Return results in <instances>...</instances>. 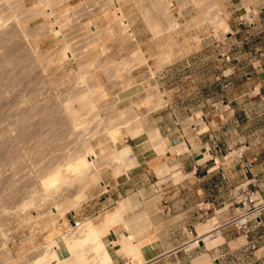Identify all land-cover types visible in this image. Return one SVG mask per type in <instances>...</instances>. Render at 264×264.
<instances>
[{
	"label": "rangeland",
	"instance_id": "374dc122",
	"mask_svg": "<svg viewBox=\"0 0 264 264\" xmlns=\"http://www.w3.org/2000/svg\"><path fill=\"white\" fill-rule=\"evenodd\" d=\"M51 1L49 6L42 3L43 0L0 1V23L9 18L5 24L16 25L18 35L23 37L22 41L17 35L16 42L30 45L33 51H22L20 56L17 54L16 62L10 65L6 61L3 65L8 68L7 72L11 71L7 74L14 73L10 75L14 77L12 81L16 76L20 79L18 76L25 70L32 73L24 83H13L11 88H15L16 101L22 102H18L21 107L30 106L27 109L31 110L32 118L23 116L22 123L26 120L28 123L26 121L22 127L33 126L32 130L30 126L25 130L37 136L27 141L21 137V144L12 145L15 140L7 136L6 130L11 128L10 121H14L11 126L17 122L13 112L16 107L10 104L13 97L9 103L13 108L8 104L2 110L3 113L10 108L15 116L10 114V109L6 113L9 111L13 119L2 117L6 113L2 114L0 107V134L4 135L0 138L9 137L5 143H8L7 149H0L5 162L0 163L3 189L0 188V196L2 201L10 196L14 200L0 203V264H32L50 240L77 230L73 228L74 220L81 219L82 226L107 219L105 216L122 203L117 195L122 193L123 182L132 178L149 181L146 172L140 170L146 165L145 159L139 157L137 151L153 147L162 155L161 163L168 169L173 165L169 160L171 155L188 150L186 143L200 162L213 155L216 169L224 168L227 178L231 176L218 193L219 203L231 204L225 209V217L246 213L250 220L245 227L235 225L223 234L211 236L213 240L207 239L204 245L199 243L201 238H195L184 250L168 256L164 263L264 264V212L263 222L254 219L255 209L264 201V0H165L177 25H168L165 19V24L153 25L148 17L155 18V11L151 10L155 8L154 0ZM117 3L130 21L133 37L119 20ZM145 8L150 9L146 12ZM26 12L31 13L30 17ZM212 15L220 17L227 25L216 24ZM53 22L61 25L59 34L53 31ZM40 25L42 32L35 30ZM84 87L94 90L93 103L89 100L73 102L72 96L85 91ZM68 103L81 116L77 122L81 121L83 126L74 129V135L62 149L57 136L62 126L73 122L69 111L68 116L64 115V110L68 113L64 108ZM43 109L51 111L50 118L43 116ZM158 128L166 136L170 135L172 144L168 157L164 150L167 140L158 147L151 138L152 130ZM206 144L209 146L204 147ZM125 148L133 157L124 166L117 160V151ZM90 149L97 154L93 162L87 155ZM15 160L19 168H15ZM97 163H103L99 175ZM50 167L54 172L57 168L56 174L60 173L62 179L59 176V180ZM51 174L58 179L53 182L55 186L50 180ZM25 178L31 180L29 185ZM5 182L8 186L2 187ZM19 184L23 190L17 189ZM12 189L23 191L24 195L18 197V193L14 199L8 195ZM30 199L33 202L23 208ZM57 205L61 206L60 210L54 209ZM128 209L127 206L123 209L122 220L111 230L125 226L133 232L132 223L139 224L141 229L134 231L141 232L148 225L145 215L129 217ZM176 239L182 240L184 235ZM195 240L198 243L194 244ZM130 260L134 264L132 257ZM72 262L68 264H76ZM127 262L125 258L123 264Z\"/></svg>",
	"mask_w": 264,
	"mask_h": 264
},
{
	"label": "crops",
	"instance_id": "0c3cea01",
	"mask_svg": "<svg viewBox=\"0 0 264 264\" xmlns=\"http://www.w3.org/2000/svg\"><path fill=\"white\" fill-rule=\"evenodd\" d=\"M158 131L162 142L164 139L167 140L164 150L168 157V148L172 144L169 140L170 135L166 136L161 128H158ZM145 143L147 144V141ZM157 146L159 147L158 143ZM186 146L188 150L171 155L169 160L173 165L168 169L163 166L164 162L161 163L162 155L153 147L146 148L144 152L137 151L139 157L145 159L143 163L146 165L140 170L146 172V179L149 181L142 182L132 178L128 182H123L122 193L117 195L122 203L105 217H108L115 227L122 220V211L127 206L129 217L145 215L148 218V225L141 232H135L134 230L141 227L139 224L131 223L130 230L133 232H129L124 226L116 231L111 230L109 235L102 237L113 263L116 261L117 264H123L127 258L131 264L132 257L135 260L134 264H165L168 256L184 250L195 238L209 235L211 241L213 240L211 236L223 234L228 228L235 226L234 222L239 215L226 218L225 209L231 204L218 202V193L226 187L231 176L227 178L224 168L216 169L213 155L200 162L197 156L190 152L187 143ZM206 152L210 154L208 150ZM206 152L204 151L205 155ZM152 162L154 164L149 165ZM102 164L97 163L99 174ZM111 171L116 177L113 169ZM124 187H128L127 190H124ZM206 224H211L212 230L205 234L200 233L202 225ZM180 234L184 235V239L177 240L176 236ZM124 238H131L127 247L122 244Z\"/></svg>",
	"mask_w": 264,
	"mask_h": 264
},
{
	"label": "bare ground",
	"instance_id": "6f19581e",
	"mask_svg": "<svg viewBox=\"0 0 264 264\" xmlns=\"http://www.w3.org/2000/svg\"><path fill=\"white\" fill-rule=\"evenodd\" d=\"M1 1V0H0ZM40 1V0H39ZM51 0H43V2L42 3H44L45 5H50V3L52 2H50ZM95 2V1H94ZM104 2H105V0H104ZM108 2H109V0H108ZM112 2V1H111ZM142 2V1H141ZM198 2H202V0H198ZM18 3V2H17ZM99 3V2H98ZM119 3V2H118ZM118 3L116 4L117 6H118V9L120 10V11H118V14H119V20L123 23V25H124V28H125V26H127L128 27V30L127 31H129V34L133 37L134 35H133V31H132V29L130 28V21H128L127 19H126V17L124 16V14H123V10L121 11V8L119 7V5H118ZM21 4V3H20ZM39 4V3H38ZM52 4H53V2H52ZM100 4H101V2H100ZM120 4V3H119ZM141 4V3H140ZM153 4L155 5V8H153V9H151V10H153V11H155V13H153V15H155V18H153L152 16L150 17H148V19L149 20H151L152 21V23H153V25H161L162 24V22H163V24H165L164 23V21L168 24V25H177V23L175 22V20L172 18V16H171V13H170V10H169V4L167 3V1H165V0H154V2H153ZM201 4V3H200ZM3 5V4H2ZM36 5V4H35ZM40 5V4H39ZM15 6V5H14ZM42 6V5H41ZM121 6V5H120ZM16 7H18L19 8V6L18 5H16ZM32 7H35V6H32ZM122 7H124V6H122ZM141 7V6H140ZM37 9H38V7H36ZM35 8V9H36ZM41 8V7H40ZM142 8H144V6L142 7ZM151 8V7H150ZM150 8H148V9H150ZM5 9V8H4ZM42 9V11H44L43 10V8H41ZM47 9H49V7L47 8ZM81 9V8H80ZM96 9V8H95ZM146 9V8H145ZM148 9H146L145 11L147 12V10ZM203 9V8H202ZM6 10V9H5ZM9 10V9H8ZM30 10V9H29ZM33 10V9H32ZM39 10V9H38ZM51 10V9H50ZM10 12V11H9ZM27 12H29V11H27ZM26 12V13H27ZM30 12H31V10H30ZM34 12V11H33ZM51 12V11H50ZM217 12V11H216ZM15 13V12H14ZM35 13V12H34ZM52 13V12H51ZM149 13H150V11H149ZM218 13V12H217ZM23 14V13H22ZM31 14V13H30ZM30 14H26V15H28V17H30L29 15ZM50 14V13H49ZM142 14V13H141ZM11 15V14H10ZM14 15V14H13ZM36 15V14H35ZM53 15V14H52ZM78 15V14H77ZM152 15V14H151ZM33 16H34V14H33ZM67 16V15H66ZM148 16V15H147ZM218 16V15H217ZM4 17H5V15H4ZM17 17V16H16ZM19 17V16H18ZM75 17V16H74ZM73 17V18H74ZM54 18V17H53ZM52 18V19H53ZM76 18V17H75ZM151 18V19H150ZM212 18H213V20L216 22V24H219V25H227L226 24V22H224L220 17H216V16H214V15H212ZM4 20H5V18H3ZM22 19V18H21ZM25 19V18H24ZM63 19V18H62ZM165 19V20H164ZM6 20H8V21H10V19L8 18V19H6ZM6 20L4 21L5 23H6ZM36 20V19H35ZM67 20V19H66ZM14 21H15V18H14ZM69 21V20H68ZM131 21H132V19H131ZM13 22V21H12ZM17 22V21H16ZM20 22V21H19ZM52 22V21H51ZM64 22V21H63ZM5 23H0V107H1V113H2V110H4L3 109V106L5 105H7L6 107H8V104L11 102L10 101V98L11 97H13L11 100H12V103H10V104H13L12 106L14 107H16V111H13L14 112V114L18 117H14L15 115H13V113L11 112V109H10V114L12 113V116L14 117V119L15 120H17V122L15 123V125H13L14 124V121H10V129L9 128H7L9 131H7L6 130V132H7V136H9L10 137V139L12 138L13 140H17L18 139V141L17 142H13V143H11V142H9V145H10V143L13 145V144H19L20 143V141H21V137L25 140V141H27L28 139H32V138H34L35 136H33L31 133H34L33 131H30L29 132V130L28 131H26L25 129L26 128H28L29 129V126H28V124H26V127L25 128H23L22 127V124L24 123V125H25V123H26V121H27V123H28V120H26L25 122H23L22 123V118H25L26 116L25 115H27L29 118H32V116H30L31 114V110H29V109H27V108H29V107H27V108H25L24 109V107H21V104H22V102H20V101H16V95H15V88H14V86H13V88L14 89H12L11 87H12V85H13V83H16V85L18 84L19 85V83L21 84V82L22 83H24L27 79H29V78H27V76L29 75V74H32L31 72L30 73H25V71H27V70H25L23 73H21L20 74V76H18L20 79H18L17 78V76H16V78H17V80L18 81H16V78H15V81H12L11 80V76L10 75H13V74H10L11 73V71H9L8 70V72H10L9 74H7L8 72L6 71L8 68L6 67H4V65L3 64H5L4 62H8L10 65L11 64H13V62H16L19 58L17 57V54L20 56V52L22 53V51H24V52H28V53H31V52H33L32 51V49L30 48V45L28 46V44L26 45H24V43L23 42H16V41H18L19 40V38H18V33H17V26L15 25L14 27H12L11 25L9 26V25H7V24H5ZM8 23V22H7ZM8 24H10V23H8ZM14 24H16V23H14ZM58 24V23H57ZM55 22H53V23H51V27L53 28V31L55 32V33H58L60 30H62V29H60V27H61V25H57ZM60 24V23H59ZM133 24H134V22H133ZM41 26V25H40ZM40 26H38V27H36L35 28V30H37L38 32H42V26L40 27ZM44 27V26H43ZM155 27H157V26H155ZM45 29V28H44ZM41 30V31H40ZM103 30V29H102ZM125 31V30H124ZM37 32V33H38ZM44 32V31H43ZM23 33V32H22ZM27 33H28V31H27ZM36 33V34H37ZM59 34V33H58ZM113 34V33H112ZM18 35V36H17ZM24 35V34H23ZM89 35V34H88ZM95 35V34H94ZM93 35V36H94ZM123 35V34H122ZM57 36V35H56ZM62 36H63V34H62ZM20 37V36H19ZM88 37V36H87ZM18 38V39H17ZM21 38V37H20ZM23 38V37H22ZM22 38H21V40H22ZM25 38V37H24ZM15 39H17V40H15ZM135 39V38H134ZM132 40H133V38H132ZM23 41V40H22ZM82 41V40H81ZM16 42V43H15ZM23 43V44H22ZM79 43V42H78ZM77 43V44H78ZM91 43H93V42H91ZM80 44V43H79ZM138 44V43H137ZM70 46V45H69ZM74 46V45H73ZM76 46V45H75ZM75 46H74V49H75ZM79 46V45H78ZM81 46L82 45H80V49H81ZM87 46V45H86ZM24 48V49H23ZM67 48V47H66ZM86 48V47H85ZM90 48V47H89ZM89 48H87V49H89ZM31 49V50H30ZM69 50H70V48H68ZM72 49V48H71ZM79 49V48H78ZM86 49V50H87ZM92 50V49H91ZM37 51V50H36ZM68 51V50H67ZM73 51V50H72ZM84 52H87V51H84ZM52 53V52H51ZM67 53V52H66ZM78 53H80L79 52V50H78ZM61 54V53H60ZM69 54V53H68ZM71 54V53H70ZM69 54V55H70ZM81 55H82V52H81ZM25 56H27L26 54H25ZM32 57L30 54H28V56H27V58L28 57ZM51 56V55H50ZM71 56V55H70ZM18 58V59H17ZM72 58H73V55H72ZM30 59V58H29ZM32 59H33V57H32ZM23 60V59H22ZM20 61V60H19ZM24 61V60H23ZM22 61V62H23ZM46 61V60H45ZM44 62V61H43ZM90 63V62H89ZM21 64V63H20ZM88 64V63H87ZM99 64V63H98ZM17 66V65H16ZM51 66V65H50ZM21 67V66H20ZM29 67V66H28ZM34 67V66H33ZM81 67V66H80ZM87 67V66H86ZM18 68V67H17ZM24 68V67H23ZM107 69V68H106ZM23 70V69H22ZM90 70V69H89ZM80 71V70H79ZM28 72V71H27ZM33 73H34V71H33ZM34 75V74H33ZM39 75V74H38ZM36 76V75H35ZM83 76V75H82ZM30 77V76H29ZM14 78V77H13ZM12 78V79H13ZM27 78V79H26ZM30 78H32V77H30ZM85 78V77H84ZM39 79V78H38ZM23 80H24V82H23ZM49 80V79H48ZM84 80H86V79H84ZM83 80V81H84ZM30 81V80H29ZM40 81V80H39ZM45 81V80H44ZM82 81V82H83ZM33 82V81H32ZM80 82V81H79ZM27 83V82H26ZM52 83V82H51ZM70 83V82H69ZM87 83V82H86ZM44 84V83H43ZM79 84V83H78ZM84 84V83H83ZM82 83H81V85H83ZM31 85V84H30ZM42 85V84H41ZM48 85V84H47ZM47 85H46V87H47ZM63 85V84H62ZM77 86V85H76ZM84 86V85H83ZM86 86V85H85ZM17 87H20V86H17ZM16 87V88H17ZM34 87V86H33ZM33 87H32V89H33ZM45 87V86H44ZM89 88V87H88ZM14 90V93H13V91L12 90ZM84 89H85V87H84ZM87 89V88H86ZM85 89V91H82V92H80V93H76V94H72L73 96H72V99H73V102H74V100L75 101H87L88 102V100H89V102L91 101L92 102V97L95 95V93H94V95H92L93 94V91L90 89V90H86ZM35 90V89H34ZM72 91V90H71ZM75 91V90H74ZM74 91H73V93H74ZM77 91V90H76ZM75 91V92H76ZM96 91V90H95ZM39 93V92H38ZM33 94H35V93H33ZM70 94V93H69ZM47 96V95H46ZM68 96V95H67ZM71 96V95H70ZM50 97V96H49ZM33 98V97H32ZM53 99V98H52ZM51 99V100H52ZM72 99H71V101H72ZM13 100H15V101H13ZM23 100H24V98H23ZM22 100V101H23ZM30 100V99H29ZM35 100H37V99H35ZM28 101V100H27ZM39 101V100H38ZM46 101H47V99H46ZM21 103V104H19V103ZM36 102V101H35ZM64 102V101H63ZM67 102H69V101H67ZM41 103V102H40ZM93 103V102H92ZM9 104V106H11ZM36 104V103H35ZM49 104V103H48ZM53 104V103H52ZM69 104V106L67 105L66 107H64L65 109H68L67 110V112L69 111L70 112V116H71V118H72V123L71 122H69V123H71L72 125H66L67 127H63L62 126V128H61V131H60V134L57 136V140H58V146L60 147V148H62V149H64L67 145H68V140H69V137L72 135H74V133H72V132H74V129L76 128H79V125H80V127L81 126H83L82 125V122L80 121V123H79V121L77 122V118H78V116L79 115H77V111L75 112V107H73L74 109H71L70 107V103H68ZM26 105V104H25ZM38 105V104H37ZM54 105V104H53ZM71 105H72V102H71ZM5 106H4V108H5ZM11 106V108H13ZM48 107V106H47ZM46 107V108H47ZM95 107V106H94ZM41 108H42V106H41ZM50 108V107H49ZM56 108V107H55ZM7 110H9L8 108H6ZM5 109V110H6ZM31 109V108H30ZM45 109V108H44ZM43 109V110H44ZM96 109V108H95ZM6 110V111H7ZM60 110V109H59ZM92 110V109H91ZM6 111H3V113L5 112L6 113ZM33 111V110H32ZM65 111V113H64V115L65 114H67L66 116H68L69 115V112L68 113H66V110H64ZM89 111V110H88ZM87 111V112H88ZM23 112H25L26 114H24ZM53 112V111H52ZM59 112V111H58ZM130 112V111H129ZM2 113V114H3ZM4 113V114H5ZM50 113H51V111L49 112V110L48 109H46V110H44L43 111V116H46V117H49L50 118ZM2 114H0V115H2ZM7 114V115H6ZM5 115H2V117L4 116V118H6V117H8L9 115V111L6 113ZM32 114H34V113H32ZM45 114V115H44ZM63 114V113H62ZM61 114V115H62ZM80 114V113H79ZM85 114V113H84ZM6 116V117H5ZM12 116L10 117V118H12ZM23 116H25V117H23ZM54 115H52L51 117H53ZM69 116V117H70ZM1 117V116H0ZM8 117V118H9ZM27 117V118H28ZM34 117H36V115H34ZM79 117H81V116H79ZM53 118H55V117H53ZM52 118V119H53ZM85 118V117H84ZM95 118V117H94ZM97 118V117H96ZM13 119V118H12ZM34 119V118H33ZM48 119V118H47ZM8 120H10V119H8ZM69 120V119H68ZM82 120V119H81ZM31 122H32V119L30 120ZM47 121V120H46ZM50 121V120H49ZM6 122H8V121H6ZM41 122V121H40ZM50 122H52V121H50ZM54 122V121H53ZM52 122V123H53ZM11 123H13L12 124V126H15L14 128H12V126H11ZM59 123V122H58ZM57 123V124H58ZM31 124V123H30ZM32 124H33V122H32ZM31 124V125H32ZM40 124V123H39ZM56 124V123H55ZM56 124V125H57ZM86 124V123H85ZM104 124V123H103ZM35 125V124H34ZM49 126H50V124H48ZM28 126V127H27ZM36 126V125H35ZM34 126V127H35ZM33 128V126H30V128ZM47 127V126H46ZM32 128H31V130H32ZM35 128H37V126L35 127ZM53 128V127H52ZM99 128V127H98ZM39 129V128H38ZM84 129H85V125H84ZM35 131H36V133H37V130L35 129ZM39 132V131H38ZM52 132H54V131H52ZM80 132V131H79ZM2 133H4V132H2ZM56 133V132H55ZM93 133V132H92ZM76 134V133H75ZM80 134V133H79ZM151 138L153 139V140H155L157 143H158V145H159V147H162L163 146V142H162V140H161V137H160V135H159V131L158 130H153L151 133ZM3 135V134H2ZM2 135L0 134V137L2 138ZM31 135L33 136V137H31ZM97 135V134H96ZM4 136V135H3ZM5 136H6V133H5ZM6 136V137H7ZM12 136H15L14 138L12 137ZM9 137H7V138H9ZM37 137V136H36ZM1 138H0V144L1 145H3V146H1L0 145V149H1V147H3V148H6L7 149V144H5L6 142H8L7 141V138H3L2 140H1ZM71 138V137H70ZM79 138V137H78ZM115 138V137H114ZM10 139H8V140H10ZM20 139V140H19ZM13 140H10V141H13ZM52 140V139H51ZM55 140V139H54ZM57 140H56V142H57ZM21 142H23V141H21ZM42 142H44V141H42ZM55 142V141H54ZM114 142V141H113ZM15 144V145H16ZM21 144V143H20ZM22 144H24V143H22ZM26 144V143H25ZM46 144V143H45ZM45 144H42V145H45ZM57 144V143H56ZM11 146V145H10ZM9 146V147H10ZM50 147V146H49ZM2 148V149H3ZM130 148V147H129ZM131 149V148H130ZM3 151V150H2ZM1 150H0V153L2 152ZM4 152H7V151H5L4 150ZM116 152V151H115ZM79 153V152H78ZM70 154H73V152L72 153H70ZM77 155V154H76ZM75 155V157H77ZM87 155H88V157H90V158H88L89 160H91L92 162L94 161V159L97 157V154H96V152L94 151V150H91L90 149V151H88V153H87ZM1 156L2 155H0V158H1ZM78 156H80V154H78ZM82 156V155H81ZM80 156V157H81ZM79 157V158H80ZM131 157H133L132 156V154H131V151L127 148H125V149H123V150H118L117 151V160L119 161V162H121V164L122 165H127V163L128 162H130V159H131ZM2 160L0 159V163H3L4 162V157L2 156ZM18 159V158H17ZM78 159V158H77ZM134 159V158H133ZM136 159V158H135ZM22 160V159H21ZM76 159H74V161H75ZM82 160V159H81ZM3 161V162H2ZM6 161V160H5ZM11 161V160H10ZM18 161V163L20 162L19 161V159L17 160ZM17 161L15 160V162L17 163ZM84 161L86 162V160L84 159ZM90 161V162H91ZM76 162V161H75ZM83 162V161H82ZM5 163V162H4ZM15 163V164H16ZM18 163H17V165H14L15 166V168H16V166H18ZM84 163V162H83ZM135 163H137V162H135ZM134 163V164H135ZM12 164V163H11ZM2 165H4V164H2ZM75 165V164H74ZM83 165V164H82ZM91 165H93V164H91ZM5 166V165H4ZM20 166H22L21 165V162H20ZM20 166H18L17 168H19ZM51 166V165H50ZM89 166H90V163H89ZM118 166V165H117ZM3 167V166H2ZM53 167V166H52ZM79 167H81V165L79 166ZM78 167V168H79ZM83 168H84V166H82ZM88 167V166H87ZM90 167H92V166H90ZM51 168V167H50ZM52 169V172L53 173H55L56 174V171H57V168H56V170H55V172L53 171V168H51ZM77 169V168H76ZM82 169V168H81ZM88 169V168H87ZM92 169V168H91ZM98 170V169H97ZM0 171H1V169H0ZM84 171V170H83ZM86 171V170H85ZM51 172V173H52ZM59 172V171H58ZM57 172V173H58ZM82 172V171H81ZM80 172V173H81ZM96 172V171H95ZM98 172V171H97ZM47 173V172H46ZM49 174V173H48ZM47 174V175H48ZM54 174V175H55ZM83 174V173H82ZM96 174V173H95ZM52 175V174H51ZM54 175H52L51 176V178H50V175H49V178H50V180H51V182H52V184H53V182H55V180L58 178L59 179V176L61 177V175H60V173H58V174H56V175H58L57 176V178L55 179V177H54ZM81 175V174H80ZM98 175H99V172H98ZM45 176V175H44ZM92 176V175H91ZM0 177H1V174H0ZM88 177V176H87ZM3 178V177H2ZM23 178V177H22ZM79 178V177H78ZM101 178V177H100ZM4 179V178H3ZM7 179V181H8V178H6ZM10 179V178H9ZM24 179V178H23ZM26 179V178H25ZM53 179V180H52ZM58 179L56 180V181H58ZM60 179H62V177L60 178ZM59 179V180H60ZM27 180V179H26ZM1 181H2V179L0 180V184H1ZM5 181V180H4ZM6 181V182H7ZM22 181V180H21ZM30 179L29 180H27L26 181V183H28V185H29V183H30ZM5 182V183H6ZM10 182H11V180H10ZM9 182V184H12V182L10 183ZM14 182V181H13ZM24 182H25V180H24ZM60 182V181H59ZM20 183H23V181L22 182H20ZM57 183V182H56ZM51 184V185H52ZM8 186V183H6V184H4L3 183V185H2V187L4 186V187H7ZM15 185V184H14ZM25 185H27V184H25ZM27 185V186H28ZM54 186H55V184H53ZM20 186H22V184H19V188H17V187H14V188H17V189H20ZM27 186H24V187H27ZM50 186V185H49ZM23 187V186H22ZM22 187H21V189H22ZM59 187V186H58ZM1 188V187H0ZM29 188V187H28ZM48 188V187H47ZM2 189V188H1ZM20 189V190H21ZM27 189V188H26ZM3 190V189H2ZM6 190V189H5ZM23 190V189H22ZM57 190V189H56ZM1 191V190H0ZM10 191H11V189H10ZM12 191L13 192H9L8 193V195L10 196V195H12V197L13 196H16L17 197V195L16 194H18L19 193V195H18V197L20 196V194H21V196L22 195H24V193H21V192H23V191H17V190H13L12 189ZM25 191V190H24ZM26 191H28V190H26ZM25 191V192H26ZM6 192V191H5ZM4 192V193H5ZM26 193H28V192H26ZM6 196H7V194H6ZM5 196V197H6ZM32 197V196H31ZM2 197L0 196V203L1 202H4V200H8L9 199V197L8 198H6V199H4L3 198V201H2V199H1ZM14 198V197H13ZM21 198V197H20ZM34 198H36V197H34ZM46 198V197H45ZM49 198V197H48ZM10 199L12 200V202L14 201L12 198H11V196H10ZM10 199H9V201H10ZM15 199V198H14ZM16 199H19V198H16ZM33 199V198H32ZM32 199H30V201H27V202H25L24 204H23V208H25V207H27V206H25V205H27V203L29 204V203H32L33 201H32ZM6 200V201H7ZM33 200H35V199H33ZM16 201V200H15ZM19 203V201H16V203ZM5 203V202H4ZM9 203V202H8ZM15 202H14V204H16ZM17 203V204H18ZM1 205V204H0ZM21 205V204H20ZM72 205H74V204H72ZM10 206V205H9ZM16 206H18V205H16ZM25 206V207H24ZM29 206H31V205H28V207ZM17 208H19L20 209V206L19 207H17ZM10 209V208H9ZM54 209H57V210H60L61 209V206H59V205H57V208H54ZM10 211V210H9ZM121 211V210H120ZM3 212V211H2ZM4 212H5V210H4ZM7 212V211H6ZM6 212H5V214H6ZM9 213H12V211L11 212H9ZM2 214V213H1ZM6 216H8V215H6ZM11 217V216H10ZM1 219V218H0ZM7 220V219H6ZM1 222H4V221H1ZM5 223V222H4ZM92 223V222H91ZM90 222H89V224H84V225H82V226H79L78 228H77V230L75 231H71L70 233H67V234H65V235H61V237L60 238H58L57 240H54V239H52V240H50L49 242H48V244L44 247V250H42L43 252L42 253H40V255H38V257L34 260L33 259V262H32V264H68L69 263V261L71 262V261H73V262H75L76 264H114L113 263V259H112V256H111V254H110V252H109V250H108V248H106L105 247V245H104V243H103V241H102V237L104 236V235H106L108 232H110L111 231V229H112V227H113V224L108 220V219H105V220H103V221H101V222H98V223H92L91 224ZM0 225H1V223H0ZM127 225V224H126ZM212 228H213V226L211 225V224H206V225H202V227H201V229H200V233H202V234H205V233H208L210 230H212ZM5 230H6V228H5ZM4 231V230H3ZM4 235V234H3ZM210 238V236L209 235H206V236H204V238H201L203 241H205L206 242V240L207 239H209ZM130 240H131V238L130 239H127V238H124V240H123V245H124V247H127V245H128V243L130 242ZM195 243H198V240L197 241H195ZM126 252V251H125ZM132 252V251H131ZM140 256V255H139ZM142 257V256H141ZM143 257H145V256H143ZM72 259V260H71ZM144 261V260H143ZM72 262V263H73ZM31 264V263H30ZM74 264V263H73ZM126 264H128V262L126 263Z\"/></svg>",
	"mask_w": 264,
	"mask_h": 264
},
{
	"label": "built area",
	"instance_id": "2783aa9c",
	"mask_svg": "<svg viewBox=\"0 0 264 264\" xmlns=\"http://www.w3.org/2000/svg\"><path fill=\"white\" fill-rule=\"evenodd\" d=\"M227 87H229V85H227ZM255 214H254V219L256 220V222L261 223V217L263 215L264 212V201H262L260 203V206L255 209ZM250 216L246 213L240 215L236 220H235V225L239 226V228L245 227L248 223H249V219ZM82 223L81 219H76L74 220V225L73 228H78Z\"/></svg>",
	"mask_w": 264,
	"mask_h": 264
},
{
	"label": "water",
	"instance_id": "95a60500",
	"mask_svg": "<svg viewBox=\"0 0 264 264\" xmlns=\"http://www.w3.org/2000/svg\"><path fill=\"white\" fill-rule=\"evenodd\" d=\"M200 245H204V241L202 239H199Z\"/></svg>",
	"mask_w": 264,
	"mask_h": 264
}]
</instances>
